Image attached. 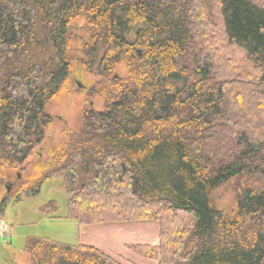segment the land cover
Returning <instances> with one entry per match:
<instances>
[{
  "label": "trees",
  "instance_id": "obj_1",
  "mask_svg": "<svg viewBox=\"0 0 264 264\" xmlns=\"http://www.w3.org/2000/svg\"><path fill=\"white\" fill-rule=\"evenodd\" d=\"M77 64L103 106L86 96L20 194L61 176L77 224L156 221L158 243L127 247L157 264H264V0H0V185L46 139ZM234 178L251 185L227 215L213 194ZM24 250L28 264H124L47 237Z\"/></svg>",
  "mask_w": 264,
  "mask_h": 264
},
{
  "label": "rangeland",
  "instance_id": "obj_2",
  "mask_svg": "<svg viewBox=\"0 0 264 264\" xmlns=\"http://www.w3.org/2000/svg\"><path fill=\"white\" fill-rule=\"evenodd\" d=\"M205 2L207 4L210 0ZM77 47L78 45L75 49ZM74 52V55L79 56L77 49ZM119 71L121 74L125 73L123 67H119ZM71 77L69 90L54 100L48 108L56 120L47 129L46 139L25 162V168L18 165L16 169L9 170V178L0 185V201L7 195L6 185L9 186V194H17L8 203L3 218L4 223L10 227V233L0 239V242H8L4 245L0 243V264H28L29 254L24 250L28 236L47 237L76 245L80 242L94 244L124 264L155 263L127 247V244L158 243L159 226L156 221L110 222L80 226L77 221L66 217L67 200L61 176H54L48 180L38 195L24 197L19 192V185L23 179L26 180L37 156L46 158L48 148L62 140V130L66 125L77 128L81 123V111L86 96L90 97L95 108L101 109L103 106L102 97L97 94L89 95L91 87L97 81L96 76L87 74L83 67L77 64ZM248 185H251V182L243 178H234L214 191L213 201L225 214L232 215L237 208V195ZM51 200L56 201V213L53 216L40 213V207Z\"/></svg>",
  "mask_w": 264,
  "mask_h": 264
},
{
  "label": "built area",
  "instance_id": "obj_3",
  "mask_svg": "<svg viewBox=\"0 0 264 264\" xmlns=\"http://www.w3.org/2000/svg\"><path fill=\"white\" fill-rule=\"evenodd\" d=\"M10 233V227L4 222H0V239L4 238Z\"/></svg>",
  "mask_w": 264,
  "mask_h": 264
},
{
  "label": "crops",
  "instance_id": "obj_4",
  "mask_svg": "<svg viewBox=\"0 0 264 264\" xmlns=\"http://www.w3.org/2000/svg\"><path fill=\"white\" fill-rule=\"evenodd\" d=\"M78 223V222H77ZM80 225V224H79ZM80 226H82V225H80ZM159 226V225H158ZM88 237H90V236H88ZM0 243H3L2 245H4V243H8V242H0ZM80 243H82V242H80ZM80 243H78V244H80ZM82 244H87V243H82ZM6 245V244H5ZM72 245H76V244H72ZM91 245V244H90ZM93 246H94V244H92ZM128 246V245H127ZM98 248H100V249H102L101 247H98ZM103 250V249H102ZM106 252V251H105ZM150 260H152V259H150ZM154 261V260H153ZM155 263H150V264H157V262L156 261H154ZM144 264V263H143Z\"/></svg>",
  "mask_w": 264,
  "mask_h": 264
},
{
  "label": "water",
  "instance_id": "obj_5",
  "mask_svg": "<svg viewBox=\"0 0 264 264\" xmlns=\"http://www.w3.org/2000/svg\"><path fill=\"white\" fill-rule=\"evenodd\" d=\"M7 190H8V192H9V190H10V189H9V186H7Z\"/></svg>",
  "mask_w": 264,
  "mask_h": 264
}]
</instances>
